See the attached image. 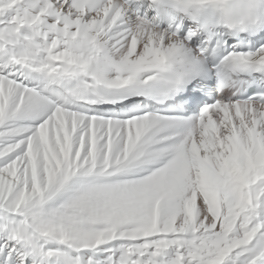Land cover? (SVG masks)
Wrapping results in <instances>:
<instances>
[{
	"label": "snow or ice",
	"instance_id": "6c2138e0",
	"mask_svg": "<svg viewBox=\"0 0 264 264\" xmlns=\"http://www.w3.org/2000/svg\"><path fill=\"white\" fill-rule=\"evenodd\" d=\"M0 264H264V0H0Z\"/></svg>",
	"mask_w": 264,
	"mask_h": 264
}]
</instances>
